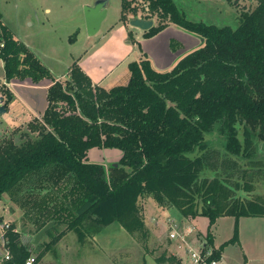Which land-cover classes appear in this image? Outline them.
Returning <instances> with one entry per match:
<instances>
[{
    "label": "trees",
    "instance_id": "obj_1",
    "mask_svg": "<svg viewBox=\"0 0 264 264\" xmlns=\"http://www.w3.org/2000/svg\"><path fill=\"white\" fill-rule=\"evenodd\" d=\"M256 1L253 12L242 14L233 29L192 22L174 0H122V22L159 19L145 39L171 24L202 45L166 71L157 70L148 57L131 62L129 83L110 90L93 85L75 63L69 79L53 81L48 89L42 120L29 123L28 132L36 137L0 141V203L5 196L18 200L23 188L49 191L50 199L36 202L46 211L38 233L56 222L50 232L66 223L80 237L88 224L118 223L130 234H145L139 202L147 197L188 220L208 219L209 229L224 216L264 217V199L240 194L252 191L250 182L241 183L248 171L240 161L253 163L257 152L251 139H264V0ZM0 30L8 81L39 83L52 76L1 16ZM181 45L173 43V51ZM1 91L0 118L13 99L8 88ZM214 134L222 136L225 152L210 149L207 136ZM93 147L119 149L120 166L106 169L89 162ZM206 238L212 247L211 231ZM5 239L11 258L3 264H26L31 250L20 232L9 227ZM237 241L236 233L229 243ZM225 245L212 247L211 258H221ZM156 262L183 264L176 256Z\"/></svg>",
    "mask_w": 264,
    "mask_h": 264
},
{
    "label": "rangeland",
    "instance_id": "obj_2",
    "mask_svg": "<svg viewBox=\"0 0 264 264\" xmlns=\"http://www.w3.org/2000/svg\"><path fill=\"white\" fill-rule=\"evenodd\" d=\"M106 3L107 16L101 29L96 35L90 36L87 30L85 8L94 6L97 2ZM178 8L192 22L230 27L238 29L242 14L253 12L257 6L256 0H174ZM0 8L17 37L32 48L33 52L52 69L55 76H68L73 63L81 64L84 72L91 76L94 82H102V87L112 89L129 83V63L139 61L143 52L139 40L143 31L120 20L122 0H0ZM46 9H51L46 12ZM142 9V4H140ZM144 13L142 10L140 11ZM154 25L159 24L157 17ZM171 25V24H170ZM169 29L177 31L194 40L183 39L184 48L191 52L202 45L198 37L174 25ZM144 38V35H143ZM145 39V38H144ZM168 44L170 36L163 37ZM156 43V42H153ZM147 45L149 53L156 49ZM146 46L143 44V47ZM167 46V45H166ZM160 53V52H159ZM157 54L165 60L164 69L171 68L173 61L170 57ZM161 60V61H162ZM122 62V63H121ZM174 64V63H173ZM3 64L0 63V78L5 77ZM26 79V78H25ZM29 79V78H28ZM27 80V79H26ZM23 81V80H22ZM31 85L37 86L30 104L46 105L44 87L52 81V77L45 78L39 83L29 80ZM5 87V86H4ZM3 87V89H4ZM18 100L33 90L19 91ZM18 95V94H17ZM7 116V115H6ZM8 120L0 123V141L11 138L16 142L35 138L36 134L28 132L29 123L19 129H11ZM242 132L240 137L243 139ZM222 136L208 135L210 149L223 151ZM252 147L256 149L254 162L240 161V167L247 169L246 180L250 182L252 191L242 192L244 199H264V139L252 137ZM122 152L115 148L93 147L88 152L91 163L102 164L109 169L120 162ZM220 156L218 162H222ZM211 176V174H209ZM27 186V185H26ZM18 200H11L5 196L0 203V264L6 252L1 236L7 233V227H14L20 232L21 242L31 250L34 264H157L160 256H176L183 264H192L188 248L199 250L207 242L206 235L211 231L214 237L213 246L217 250L225 245L222 256L228 264H264V217H242L236 220L231 216L217 219L209 229V220L199 217L188 220L173 207H161L152 198H142L139 202L141 215L144 218L146 233L130 234L118 223L107 226L86 225L83 236L75 230H70L68 224L60 223L54 231L56 222L38 244L34 243L38 233L39 223L45 209H39L36 202L45 198L50 199L49 191L40 189L26 190L23 188ZM29 200V204L26 202ZM192 225V226H191ZM190 234L188 231L193 229ZM210 230V231H209ZM176 231L183 238L171 239L170 234ZM238 241L229 243L236 235ZM210 246V249H212Z\"/></svg>",
    "mask_w": 264,
    "mask_h": 264
},
{
    "label": "crops",
    "instance_id": "obj_3",
    "mask_svg": "<svg viewBox=\"0 0 264 264\" xmlns=\"http://www.w3.org/2000/svg\"><path fill=\"white\" fill-rule=\"evenodd\" d=\"M46 12H50L51 9H46L45 10ZM0 16L2 17V21L5 25H7L9 27V29L12 31L13 35H14V38L22 43H24L31 52H33L32 48L27 44V42H24L23 40H20L17 35H16V32H14L11 28V25H10V22L7 21V19L5 18V15L4 13L2 12L1 8H0ZM171 25H169V27L164 30L162 33H160L159 35H157L156 37L152 38V39H144L143 38V35H144V31L142 33V37L141 39L139 40V44H141V49L143 50V52L140 53V56H139V61H142L144 58L148 57L149 59H151L152 63H153V66L157 69V70H161V69H164V68H161V67H164V63H166L165 60H162L163 58H160L162 57V54H165L167 52V55H169L170 57L173 55L174 57V60L173 61H176L177 59L179 60L180 58H182L184 55H186V53H189L185 50V48L183 47L184 44H183V39H185L186 41H190V40H194L192 38L188 39L189 36L188 35H184L182 33H179L177 31H173L172 29H169ZM177 27V26H176ZM166 36H170V39H169V42L168 44L164 41L163 37ZM1 37V36H0ZM153 42H156V43H153ZM150 43H153L152 46L149 45V47H151V49H156L155 52L156 53H159L160 56V62H157V54H155V52L153 54L149 53L148 52V48H147V45L150 44ZM173 43H180L182 44V48L179 49L178 51L174 52L173 49H172V44ZM143 44L146 45L143 47ZM167 45V46H166ZM34 53V52H33ZM35 54V53H34ZM36 57H38L37 54H35ZM38 59L41 61V63L47 68L49 69V71L51 72V77H52V81L49 83V84H46L45 87H44V90L45 93H46V96H47V93H48V89L53 85V81H59V82H63L67 79H69V75H70V71L72 69V67L69 68V73H68V76H64L63 75V79L61 78V76H55L52 72V69H50V67L46 64H44V61L42 62V59L40 57H38ZM162 60V61H161ZM178 60L176 62H172L170 63L169 65H172L171 68L178 62ZM132 62V61H131ZM135 62V61H134ZM0 63L3 64V67H4V62L3 60L0 59ZM122 63V62H121ZM174 63V64H173ZM130 64V63H129ZM74 65V63L72 64ZM78 65L81 67V64L78 63ZM82 68V67H81ZM170 68V69H171ZM83 70V69H82ZM5 71V70H4ZM84 71V70H83ZM87 74V72H85ZM131 73V72H130ZM6 74L5 73V77H3V79L0 78V84H5V87L8 88L11 93L13 94V99H12V102L11 104L9 105V112L7 114H5L4 116H2L0 118V123L3 122L4 120H8L12 126H11V129L13 130H17L23 126H26L28 123H30L31 121L35 120V119H38V120H42V117L45 113V111H47V106H48V100H47V97H46V105H45V108L44 110L42 111V108L41 106H38L36 104L33 103L30 104L29 100H32L35 93H37V86H33L31 85V83H29L30 79H25V80H18V79H14L12 81H8L7 78H6ZM88 75V74H87ZM89 76V75H88ZM131 77V75H130ZM90 79L92 80L91 76H90ZM102 82H104V80H102L101 82H94L92 80V83L93 85L95 86H99V87H102ZM104 88V87H102ZM26 90V89H29V90H33L34 92H29L26 97H23L22 100H18V97H19V94L20 92L19 91H22V90ZM106 89V88H105ZM107 90H110V89H107ZM18 94V95H17ZM18 96V97H17ZM7 115V116H6ZM192 226V225H191ZM193 228H196L195 226ZM216 249V248H214ZM223 257V256H222Z\"/></svg>",
    "mask_w": 264,
    "mask_h": 264
},
{
    "label": "water",
    "instance_id": "obj_4",
    "mask_svg": "<svg viewBox=\"0 0 264 264\" xmlns=\"http://www.w3.org/2000/svg\"><path fill=\"white\" fill-rule=\"evenodd\" d=\"M105 6H106V3L104 1H101L99 3L97 2L93 7L87 6L85 8L86 25H87V30L90 36L96 35L101 29V26L103 25L102 23L107 16V10ZM130 25L131 26L133 25V27L146 32V31H149L154 26V21L144 20L141 18H134L130 21ZM0 36H1V30H0ZM114 165L115 167L120 166L118 165V163ZM53 225H54V222L49 223L46 227H44L39 232V234L36 235L34 243L38 244L41 241V239L46 234H48L47 232L51 229Z\"/></svg>",
    "mask_w": 264,
    "mask_h": 264
},
{
    "label": "built area",
    "instance_id": "obj_5",
    "mask_svg": "<svg viewBox=\"0 0 264 264\" xmlns=\"http://www.w3.org/2000/svg\"><path fill=\"white\" fill-rule=\"evenodd\" d=\"M2 48L3 45L0 43V56H1V52H2ZM5 86V84H0V105H3V101L1 98V89ZM9 228V227H7ZM194 231L193 229H190L188 232L191 234ZM6 234V233H5ZM5 234L1 236V241L3 242V244H6V239H5ZM171 239H176V238H181L185 243L186 240L185 238H183L181 236V234H179L176 231H173L170 234ZM188 253L191 255V260H192V264H228L223 257L219 258V259H215V258H211L213 257V250H211L210 248H208L205 244L202 245V248H200L199 250H194L191 247L188 248ZM11 258V255L9 253V251L6 249V252L4 254L3 257V261L4 260H9ZM36 261L35 258L31 257L30 259H28V261L26 262V264H34Z\"/></svg>",
    "mask_w": 264,
    "mask_h": 264
}]
</instances>
